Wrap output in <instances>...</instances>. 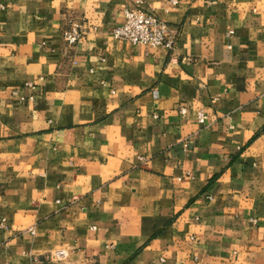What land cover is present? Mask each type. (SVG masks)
<instances>
[{"label": "crops", "instance_id": "0c3cea01", "mask_svg": "<svg viewBox=\"0 0 264 264\" xmlns=\"http://www.w3.org/2000/svg\"><path fill=\"white\" fill-rule=\"evenodd\" d=\"M136 1L0 0V264H264V0Z\"/></svg>", "mask_w": 264, "mask_h": 264}, {"label": "built area", "instance_id": "2783aa9c", "mask_svg": "<svg viewBox=\"0 0 264 264\" xmlns=\"http://www.w3.org/2000/svg\"><path fill=\"white\" fill-rule=\"evenodd\" d=\"M178 3V0H173ZM86 32L85 23L72 21L65 29L63 38L68 46H74L81 41ZM113 34L116 38L127 40L134 45L150 47H163L170 51L175 50L179 40V30L162 19L155 11L143 7V1L137 0L134 5L124 9L123 19L114 27ZM206 115L200 113V121L204 123ZM209 198H212L210 195ZM256 222V220H254ZM66 257L64 251L50 254L49 256H33L29 264H61ZM57 260V261H56ZM6 264H23L9 262Z\"/></svg>", "mask_w": 264, "mask_h": 264}, {"label": "water", "instance_id": "95a60500", "mask_svg": "<svg viewBox=\"0 0 264 264\" xmlns=\"http://www.w3.org/2000/svg\"><path fill=\"white\" fill-rule=\"evenodd\" d=\"M45 264H49V263H45Z\"/></svg>", "mask_w": 264, "mask_h": 264}]
</instances>
